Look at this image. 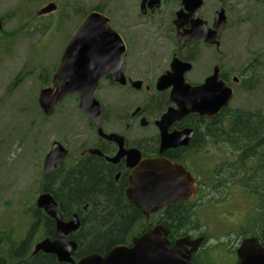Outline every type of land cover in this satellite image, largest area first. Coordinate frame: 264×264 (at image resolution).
<instances>
[{
	"label": "rangeland",
	"instance_id": "1",
	"mask_svg": "<svg viewBox=\"0 0 264 264\" xmlns=\"http://www.w3.org/2000/svg\"><path fill=\"white\" fill-rule=\"evenodd\" d=\"M48 4L56 9L38 15ZM223 5L229 18L221 58L227 67L244 65L250 70V79L234 85L228 106L264 111V5L258 0H208L207 17L212 20L213 12ZM96 6H101L118 28L120 17L131 8L126 0H0V231L11 232L14 241L23 239L30 228L31 208L40 195L43 162L50 145L70 138L79 128L74 98L65 100L51 117L43 115L37 99L45 87L39 75L57 68L70 36ZM218 58L213 50V63ZM197 74L193 72L192 78ZM18 76L20 82L11 88ZM112 95L118 97L119 111L137 105L140 98L131 95L121 104L120 96ZM207 149L212 154L202 155L204 160L195 157L188 166L194 177L206 163L210 166V160L216 167L230 159L224 144L208 141ZM239 181L227 180L224 188H209L196 200L195 213L207 233L220 236L228 229L241 233L250 215H255L258 202L245 193Z\"/></svg>",
	"mask_w": 264,
	"mask_h": 264
},
{
	"label": "flooded vegetation",
	"instance_id": "2",
	"mask_svg": "<svg viewBox=\"0 0 264 264\" xmlns=\"http://www.w3.org/2000/svg\"><path fill=\"white\" fill-rule=\"evenodd\" d=\"M187 1L188 0H126V2L131 5V8L128 9L124 16L120 17V28H118L116 23L109 18L110 27L119 34L125 48L121 60V71L125 78V84L122 85L115 82L111 73L101 77L94 93L95 99L99 102L98 119H92L89 116L83 115L79 111V128L76 131L71 132L72 134H70V138L63 139L61 142L57 141L66 150L65 158L62 161L57 162L55 168L51 172L46 174L43 171L42 175L47 186H51L55 175L65 174L71 169H75L74 172H76V175L79 178L83 177L85 173H95L97 177L105 183V186L108 188L111 195L117 194L120 197V204H118L117 211L123 208L124 212L122 214H128V209L131 207L140 211L143 216V224L137 228V231L142 232L131 237L130 242H128L131 243V245H126L128 247L132 246L134 239L145 235L155 227L164 226L160 223L159 216L171 205H175H168L162 211L150 214L147 218L142 212L143 209H137L128 202L126 198V190L129 187V178L133 169L130 165L135 162L134 160L138 158V162H136L134 168L138 167L141 162L145 160L157 158H164L171 163L183 166L190 172L191 176L196 181L194 197L186 201L192 204L195 203L194 207L196 209L199 204L196 200L200 198L197 195L198 179L196 176H193L188 166L192 165L191 161L193 158L198 156L203 159L202 155L207 156L211 153L212 150L207 149L208 141H213L214 144L218 143L212 140L207 132V128H205V137H198V144L196 145L195 138L197 131L193 125L194 121L197 119H205L206 121H209L213 117L208 118L206 116H200L199 114H189L182 120L175 122L167 130L168 133H172L174 131L182 132L185 129H192L193 133L189 144L187 146L168 148L163 152H160V132L159 128L156 126V122L160 120L169 108H175V104L170 100L172 86L165 90H159L157 86L159 78L165 76L168 72H171L172 64L179 61L185 64H190L191 66L183 75L185 83L191 87H197L203 84L204 81L213 74L215 68L218 69V80L223 81L226 86L232 88L233 95L234 85H238L241 81L250 79V70H248L249 66L245 67L243 65L239 68L227 67L222 60L220 47L223 42L222 36L224 31L221 34L218 47L207 44L202 40L192 42L187 39L186 34L187 31L191 29V26L187 23L179 26L178 22L179 12L182 15L187 14V10L185 9ZM189 1H191L192 4H195V0ZM207 1L208 0H201V6L198 12L199 19L205 23V28H212L215 13L219 10L225 11L227 25L229 18V12L226 8L227 6L223 5V7L220 6L218 10H215L211 20L207 17ZM258 1L264 5V0ZM84 18L85 17H83L81 22ZM213 50L219 57L214 63L212 61ZM58 66L57 68H54L50 74H47L49 81L45 88L53 87V78ZM196 67L199 69L195 70ZM195 71H198V74L197 78L193 79L192 75ZM133 83H140L139 89L135 88ZM57 84L60 85L59 82ZM113 93H117L120 96L121 104H123L131 95H140L139 102L133 107H122L119 111L116 107L118 97L112 95ZM69 98L75 99L78 109L79 96L77 94L64 98L61 105ZM111 102H113V104H111ZM61 105L57 106L55 111ZM201 129L202 128H199L198 131ZM137 131H142V133L138 134ZM111 135L116 136V141L111 140ZM221 165H226V160L221 164H218L219 167ZM211 166L212 164L210 160V166L208 167L212 170L215 166ZM89 170L91 171L88 172ZM226 171V173L229 172L228 170ZM221 188L219 186V189ZM207 190H209V188ZM39 210L44 213L45 217L53 220L47 216L43 210ZM88 211L89 208L84 206L79 212H71L68 220H62L60 218L63 222L67 223L71 220L73 215H76L79 220V228L68 236L69 240L77 244V248L73 253L75 263L81 258L87 256L77 257V251L79 249L78 243L84 242L82 233L83 222L87 221L90 216ZM30 216L32 218L31 225L36 221L38 225L40 224V220H36L32 213ZM53 222L54 229L52 231L49 228L50 226L42 221L41 229L43 231L42 235L44 236L38 240H34L31 253L34 250L35 245L42 240L50 239L53 241L56 228L55 221L53 220ZM202 232L193 231L191 235L187 236L190 240L203 238L201 245L191 254L189 264H239L240 261L237 256V251L242 241L246 238H254H243L238 236L236 231L229 229L220 236L209 234L206 230ZM233 234H236L238 237L232 238ZM127 238V234H125L123 238L124 242ZM179 239L181 238L170 242L168 230L169 247ZM261 245L264 248L263 241H261ZM108 251L103 254H91L104 256Z\"/></svg>",
	"mask_w": 264,
	"mask_h": 264
},
{
	"label": "water",
	"instance_id": "3",
	"mask_svg": "<svg viewBox=\"0 0 264 264\" xmlns=\"http://www.w3.org/2000/svg\"><path fill=\"white\" fill-rule=\"evenodd\" d=\"M200 6L201 0H195V4L188 0L185 5L187 14L182 15L180 12L178 14L179 26L185 23L191 26L186 34L189 41L202 40L218 47L226 26L225 11H217L212 28L207 29L204 26L205 23L198 17ZM55 9L54 4H48L38 12V15L49 14ZM2 28L3 23L0 19V31ZM124 49L121 37L110 27L109 17L95 10L90 11L73 32L61 56L53 78V87L39 91L37 102L43 115L52 116L55 108L61 105L64 98L77 94L79 111L92 119H98L99 102L95 99L94 93L101 77L111 73L115 82L125 84L121 71ZM190 67V64L175 62L171 66V72L159 78L157 82L159 90L172 86L170 100L175 104V108H169L156 122L160 132V152L189 144L192 129L168 133L167 130L175 122L189 114L212 118L228 107L233 98L232 88L218 80L217 68L203 84L197 87L186 84L183 75ZM58 82L60 85L57 84ZM133 86L139 89L140 83H133ZM111 140L116 141V136L111 135ZM65 155V148L59 142H53L44 159V173L51 172L56 163L65 158ZM134 161L130 165L133 169L129 178V187L126 190V198L135 208L143 209L145 217L148 218L150 214L162 211L168 205L183 203L194 197L196 181L180 164L157 158L145 160L134 168L138 158ZM36 207L55 221L56 228L53 241L44 239L37 243L32 254L38 252L51 254L60 263L189 264L191 254L203 241V238L190 240L185 237L169 247L167 228L158 226L134 239L131 247L118 245L111 248L104 256L91 254L75 263L73 253L77 244L69 240L68 236L79 228L77 216L73 215L69 222H63L57 213V203L48 193L38 196ZM237 256L239 264H264V248L261 241L256 238L244 239L237 251Z\"/></svg>",
	"mask_w": 264,
	"mask_h": 264
},
{
	"label": "trees",
	"instance_id": "4",
	"mask_svg": "<svg viewBox=\"0 0 264 264\" xmlns=\"http://www.w3.org/2000/svg\"><path fill=\"white\" fill-rule=\"evenodd\" d=\"M93 10L104 14L101 6H96L91 11ZM20 80L21 76H18L11 88ZM39 80L46 87L49 81L47 72L40 74ZM193 125L197 131L196 145L198 137H205L204 129L207 128L212 140L226 146L230 158L226 160V165H217L212 170L205 165L202 171L198 170L197 195L201 197L208 188H216L217 185L224 188L227 180L238 178L245 193L257 200L258 207L255 215H250L246 226L237 235L243 238L254 237L264 242V111L231 109L228 106L211 120L197 119ZM199 128L202 129L198 131ZM226 170L229 172L226 173ZM74 171L75 169H71L65 174L55 175L51 186H47L43 177L39 192L53 196L58 203L57 212L62 220H68L71 212H79L84 206L89 208L90 216L83 222L84 242L78 243L77 257L91 253L103 254L116 245H131L128 243L131 237L142 232L137 231L143 224L141 212L131 207L128 214H122L123 208L117 211L120 197L117 194L111 195L105 183L95 173H85L79 178ZM194 205L195 203L188 202L171 205L159 216L160 223L169 230L170 242L187 237L193 231L205 230L196 216ZM31 213L36 220H40V224L37 221L32 223L23 239L14 241L11 232L0 231V264H64L58 262L53 255L41 252L32 255L34 240L44 236L42 221L52 231L54 222L45 217L35 204ZM125 234L128 238L124 242Z\"/></svg>",
	"mask_w": 264,
	"mask_h": 264
}]
</instances>
